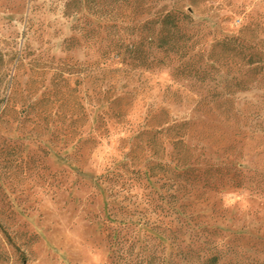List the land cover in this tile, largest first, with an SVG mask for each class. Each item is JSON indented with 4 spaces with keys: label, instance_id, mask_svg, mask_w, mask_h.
<instances>
[{
    "label": "rangeland",
    "instance_id": "374dc122",
    "mask_svg": "<svg viewBox=\"0 0 264 264\" xmlns=\"http://www.w3.org/2000/svg\"><path fill=\"white\" fill-rule=\"evenodd\" d=\"M214 263L264 264V0H0V264Z\"/></svg>",
    "mask_w": 264,
    "mask_h": 264
},
{
    "label": "trees",
    "instance_id": "16d2710c",
    "mask_svg": "<svg viewBox=\"0 0 264 264\" xmlns=\"http://www.w3.org/2000/svg\"><path fill=\"white\" fill-rule=\"evenodd\" d=\"M190 20V17L183 15L181 18L176 17L172 13H167L161 17L159 22L158 33L155 38V46L159 53L164 55H169L173 53L179 58H184L186 55V44L183 42V37H181L182 25L187 23ZM236 41L234 39H227L223 41V46L226 44H233ZM135 48V45H132L131 50ZM120 59V57H117ZM144 60V59H143ZM145 61V60H144ZM137 66L145 67L144 63H141L139 59L137 61ZM184 160V157H182ZM181 159V160H182ZM215 264V263H214Z\"/></svg>",
    "mask_w": 264,
    "mask_h": 264
}]
</instances>
